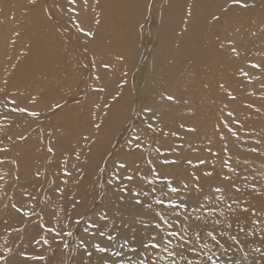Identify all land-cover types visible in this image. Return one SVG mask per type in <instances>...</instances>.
I'll return each instance as SVG.
<instances>
[{"label": "bare ground", "instance_id": "6f19581e", "mask_svg": "<svg viewBox=\"0 0 264 264\" xmlns=\"http://www.w3.org/2000/svg\"><path fill=\"white\" fill-rule=\"evenodd\" d=\"M27 1L0 0V101L17 97L19 109L50 112L37 121L44 128L33 125L23 130L29 141L36 137L40 140L37 157L45 174L42 179L34 178V162L22 161V169L31 172V176L21 179L16 188H28L41 197L55 198L52 210L58 213L60 223L53 219L52 210L49 213L45 210L41 220L59 233V243L53 248L46 247L43 232L28 233L35 219L25 221L12 214L10 240H15L18 246L0 264H109L108 256L97 254L91 240L85 242L83 250L76 244L69 246L66 241L73 219L103 193L98 169L107 161L113 144L133 114L144 121L143 125L159 126L162 130L170 129L171 123L179 128L202 123L199 130L191 133L194 144L206 150L207 145L203 143L208 137L215 141L213 145L221 144L220 135L214 134L212 138L208 131L221 126V110L232 94L229 85L239 95L248 89L257 90L254 81L247 79L254 75L250 65L257 63L264 53V0H75V4L70 0H50V5L43 10L34 7L31 11L44 16L46 55L40 61L43 65H15L27 45L22 41L23 36L31 39L34 35L27 30L22 33L21 41L13 40L16 20L20 16L24 20L28 18L22 15ZM25 52L29 53L27 49ZM65 59L75 65H63ZM91 59L92 65L98 68L99 90L83 89L74 82V71ZM104 64L137 68L143 79L141 75L135 89L129 83L119 87L124 80L120 79L119 71L102 74ZM248 97L239 96L235 105L240 111L247 109L243 102ZM74 98L81 101L75 102ZM64 99L72 100L54 110ZM255 106L256 111H264V100H258ZM157 116L162 119L157 120ZM241 127L242 132H255L249 135L256 137L249 146L252 154L249 160L264 162V119L250 120L245 128L244 124ZM227 142L222 139V143ZM179 149L172 147L171 157L177 160L165 165L167 172L187 171L182 168L184 160L188 155L194 158L191 152L184 155ZM126 157L132 162L141 159L138 153H129ZM20 168L21 164L16 170ZM232 168L221 176L226 183H231L238 171L235 166ZM64 170L70 173L68 180L64 179ZM258 172L257 183L247 180L239 185L244 187L242 196L264 193V166ZM198 178L200 182L216 181ZM50 182L52 185L48 187ZM106 186L101 206L123 221L145 229L155 227L152 211L134 203L127 193L109 191ZM221 190V196L225 195V186ZM258 196L251 198L250 205L264 209V198ZM259 226L252 233L250 225L235 229L230 223L227 237L233 246L222 238L221 248L231 249L234 256L238 255L247 264H264V221ZM65 244L67 248H61ZM42 254L45 258H36ZM112 263L131 264L127 257L115 258Z\"/></svg>", "mask_w": 264, "mask_h": 264}, {"label": "rangeland", "instance_id": "374dc122", "mask_svg": "<svg viewBox=\"0 0 264 264\" xmlns=\"http://www.w3.org/2000/svg\"><path fill=\"white\" fill-rule=\"evenodd\" d=\"M49 5L50 0H28L26 9L23 10L22 14L27 15L26 18H28L24 20L25 18L21 19L20 16L16 20V32H14L15 38H13L15 42L21 41L22 33H26L27 30L33 32L34 35L31 39H27V36L24 39L23 36L22 41H26L27 45L25 49L21 50V59L15 65H43L40 61L46 55L42 28L44 16L31 11L34 7L43 10ZM215 18L213 17L212 20ZM13 47L11 45V51ZM26 49L29 51L28 54L25 52ZM122 59L124 58L122 57ZM63 65L75 64L73 61L65 59ZM106 65L107 67H105ZM250 66L254 75L247 81H254L257 90L248 89L240 93V95H249L248 99L243 102L247 109L245 111L238 109L235 103L239 100L240 95L235 94L229 85L228 90L232 94L227 99L229 101L224 103L225 109L221 110V126L216 125L208 131L212 138L217 133L220 135V145H213L215 141L209 137V139H205V144L203 143V145H207L206 150L194 144L191 133L199 130V125L202 123H198L197 126L190 125L182 128L171 123L170 129L162 130L159 126L143 125L144 121L142 122L138 115L133 114L113 144L111 152L106 157L107 161L105 159L98 169V178L101 185L103 184L102 195L91 203L78 218L73 219V225L69 229L70 231L66 233V241L69 246L76 244L79 249L83 250L85 242L91 240L97 254L108 256L109 264H113L112 260L115 258L121 257L130 259L131 264H141V261H144V264H153V262L154 264H171L172 261H175V264H189V261H192L193 264L196 261H205L206 264H212L213 261L215 264H247L238 255L234 256L231 249L221 248V239L228 240V245L233 246V241L227 237L230 223L235 229L250 225L252 233H254L261 227L259 226L260 222L264 221L263 207L262 210L258 209V206L251 207L250 205L252 197L259 195L258 197L264 198V193L252 192V196L244 194L242 196L244 187L243 185L239 186L242 181L254 180L256 182L260 180L258 171L261 166H264V162L261 160H249L252 155L249 146L256 141L255 136L250 137L249 135L255 134V132L250 130L249 132L248 130L242 132L241 129V126L244 124L245 128L250 120L260 122L264 119V111L259 109L256 111L255 106L258 100H264V53L260 54L257 63ZM101 68L102 74H108L112 70L119 71L120 79H124L119 83V87H124L126 83H129L131 88L135 89L137 80H140L142 75L141 72L138 73L139 69H126V65L104 64ZM244 72L248 74V69ZM74 74V82L78 86H82L83 89H100V85H97L98 68L97 65H92V59L90 63L76 69ZM138 75L139 79L137 78ZM141 79H143V75ZM37 90L40 89L37 88ZM67 100H62L54 107V110L62 107ZM74 101L80 102L81 100L74 98ZM18 103L17 97L15 100L13 98L8 99L7 102L0 101V262L15 252L18 246L15 240H10V234L13 230L9 228L12 223L10 217L12 214L25 221H34L35 219L28 233L36 231L40 234L43 232L46 235V238L43 239L46 247L53 248L59 243L57 231H49L52 228L41 220L45 210L49 213L53 209L55 198L47 195L41 197L28 188L22 190L16 188L17 184L21 183V179H29L31 176V172L22 169V161L34 162L33 171L36 173L33 175L34 178H41L45 174L42 163L37 157L41 147L39 145L40 140L36 137L35 140L29 141L30 137L23 130L33 125H38L37 127L41 128L42 125L37 123L38 119L49 115L50 112L44 110L37 112L19 111ZM31 113H37V115ZM156 119L161 120L162 118L157 116ZM244 134L248 135L245 136ZM87 136L89 137L88 134ZM222 139H227L229 142L222 143ZM186 141H190L192 145ZM26 142L28 143L26 144ZM173 146L181 148L179 149L180 153L183 152L184 155L188 154L187 151L191 152L189 154H194L193 159L188 155V158L184 160L182 168L187 169V171L179 169L173 172L166 171L165 165L177 160V158L171 157ZM208 146L212 147L208 148ZM129 153H138L141 159L132 162L126 157ZM20 164L21 168L17 171L16 168H19ZM233 166L238 171L232 176L231 183H226L224 179H221V176L232 171ZM65 171L67 170L62 173L64 179L68 180L69 175H66ZM199 176L216 181L214 183L200 182L197 180ZM51 185L50 182L48 187ZM105 186L109 191L115 189L127 193L134 203L152 211L156 217L155 227L145 229L141 225L123 221L113 216L104 206H101V203L104 204ZM221 186L226 188V193L223 196H221V191H216V189H221ZM173 189H177V191H173ZM256 191L260 190L257 188ZM245 198L246 200H244ZM158 201H163V203H158ZM181 204L187 205V208L170 206ZM52 211V214L54 213L53 219L60 223L58 213ZM102 217H106V219ZM198 217L200 219H197ZM216 221L220 223L216 224ZM157 224L160 225L159 228L156 227ZM93 225H98V227H93ZM173 231L179 235L170 236L169 233ZM208 231H213V234L217 236L218 244L206 236ZM101 232L104 235H100ZM197 233L202 238L198 239ZM110 236L115 237V239H109ZM180 236H183L184 240H180ZM152 237H155V242L161 245L160 248L145 247V245L151 244ZM205 243L210 245V249L202 248ZM96 245L106 248L107 251H97ZM61 248L65 247L61 245ZM116 252H120L121 255H114ZM169 252L172 253L171 256ZM209 256L211 260L208 259ZM36 258L43 259L45 255H37Z\"/></svg>", "mask_w": 264, "mask_h": 264}, {"label": "snow or ice", "instance_id": "6c2138e0", "mask_svg": "<svg viewBox=\"0 0 264 264\" xmlns=\"http://www.w3.org/2000/svg\"><path fill=\"white\" fill-rule=\"evenodd\" d=\"M234 2H240V0H234ZM70 3L75 4V0H70ZM88 35H92V34L91 33H88ZM105 67H107V65ZM168 99L169 100H172L173 97H168ZM18 110L19 111H27V109H18ZM31 114L32 115H37V113H31ZM49 151H51V149H49ZM121 167H123V165H121ZM65 174L66 175H70V173H68L67 171H65ZM208 174L210 175V173H208ZM129 179H131V177H129ZM173 191H177V189H173ZM216 191L219 192V191H222V190L221 189H216ZM158 203H163V201H158ZM170 206H172L174 208H187V205H184V204H181V205H170ZM102 218H105L106 219V217H102ZM185 219H187V217H185ZM197 219H200V217H198ZM165 223H167L166 220H165ZM219 223H220L219 221H216V224H219ZM93 227H98V225H93ZM156 227L159 228L160 225L157 224ZM85 230L87 231V229H85ZM49 231H54V229H49ZM57 235H59V233H57ZM68 235H71V233H68ZM100 235H104V233L101 232ZM169 235L172 236V237H176L179 234L177 232L173 231V232H170ZM221 235H222V233H221ZM206 236L209 237L212 241L216 242L217 244L219 243V241L217 240V236L213 234V231H208L206 233ZM179 238H180V240H184V237L183 236H180ZM197 238L198 239L202 238L199 233H197ZM109 239H115V237L110 236ZM233 239H235V238L233 237ZM45 242H47V241H45ZM168 242L170 243L171 241H168ZM81 243H83V242H81ZM149 246L151 248H153V249H156V248H160L161 247L160 244H158V243L155 242V237H152V242H151L150 245H145V247H149ZM64 247L67 248V244H65ZM95 247H96L97 251H99V252H105V251H107L106 248H102L99 245H96ZM202 248H204V249H210V245L208 243H205V244L202 245ZM133 251H135V249H133ZM89 255H91V253H89ZM114 255L119 256V255H121V253L120 252H116V253H114ZM169 255L171 256L172 253L169 252ZM208 259L211 260V257L209 256ZM141 264H144V261H141ZM153 264H154V262H153ZM171 264H175V261H172ZM189 264H193V262L192 261H189ZM195 264H206V262L205 261H196ZM212 264H215V261H213Z\"/></svg>", "mask_w": 264, "mask_h": 264}]
</instances>
